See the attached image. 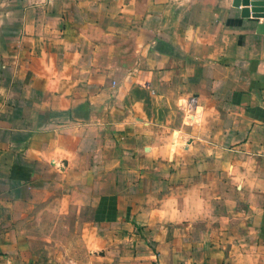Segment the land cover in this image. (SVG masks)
I'll use <instances>...</instances> for the list:
<instances>
[{
    "label": "crops",
    "instance_id": "1",
    "mask_svg": "<svg viewBox=\"0 0 264 264\" xmlns=\"http://www.w3.org/2000/svg\"><path fill=\"white\" fill-rule=\"evenodd\" d=\"M0 264H264V0H0Z\"/></svg>",
    "mask_w": 264,
    "mask_h": 264
},
{
    "label": "rangeland",
    "instance_id": "2",
    "mask_svg": "<svg viewBox=\"0 0 264 264\" xmlns=\"http://www.w3.org/2000/svg\"><path fill=\"white\" fill-rule=\"evenodd\" d=\"M82 228H83V224H81V223H79V225L76 226L77 246H74L75 249H73V250H81L82 248H84L83 247V241L81 240ZM70 247L71 246H68V249H71ZM79 258L81 259V256H79ZM83 259L85 260V257H83Z\"/></svg>",
    "mask_w": 264,
    "mask_h": 264
},
{
    "label": "built area",
    "instance_id": "3",
    "mask_svg": "<svg viewBox=\"0 0 264 264\" xmlns=\"http://www.w3.org/2000/svg\"><path fill=\"white\" fill-rule=\"evenodd\" d=\"M196 98H191V99H189V101H188V103H189V105L190 106H194L195 104H196Z\"/></svg>",
    "mask_w": 264,
    "mask_h": 264
}]
</instances>
